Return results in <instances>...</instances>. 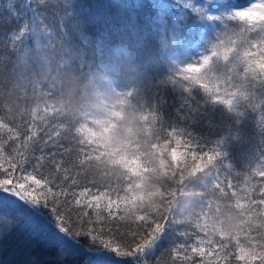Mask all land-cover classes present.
I'll return each instance as SVG.
<instances>
[{"label":"trees","instance_id":"trees-1","mask_svg":"<svg viewBox=\"0 0 264 264\" xmlns=\"http://www.w3.org/2000/svg\"><path fill=\"white\" fill-rule=\"evenodd\" d=\"M251 0H0V84L14 80L27 91L34 84L54 96L65 71L72 70L87 76L98 69L101 63H117L120 73H112L116 84L129 87L123 75L127 63H131L147 75L148 81L138 90L134 99H143L150 112L156 115L157 132L162 138L168 131L177 130L198 152L214 146L222 148L227 155L217 161L220 178L229 175L233 183L241 185V176L251 170L254 163L264 157V131L258 130L257 114L242 102L235 107L246 115L237 124V116L223 104L214 103L199 87L190 92L177 89L166 82L169 75V57L184 63L198 58L206 49L208 41L221 28L218 13L230 8H239ZM186 4L190 5L189 7ZM203 7L211 19L193 11ZM127 49L129 59H117L118 48ZM34 91V88H33ZM28 119V118H25ZM236 135L239 139H233ZM11 141L5 146L11 152ZM37 145L34 155H40ZM56 160L64 161L70 178L64 184L67 196H60L62 210H70L73 232L81 230V221L94 217V210L84 204L75 205L72 193L84 188L100 191L106 186L93 176L75 166L76 150ZM48 152L57 149L49 146ZM32 160L25 165L32 170ZM230 165L231 168H228ZM7 167V165H5ZM42 171L53 172L51 161ZM79 173V175H77ZM19 171L15 175H20ZM27 175V172L23 173ZM53 175H56L53 172ZM8 179L9 177H0ZM37 178H40L39 176ZM256 179H259L258 177ZM75 180V185L72 181ZM57 184L63 180L57 178ZM52 185H50L51 187ZM58 192L60 189L54 188ZM0 264H99L90 254L91 239L87 236H67L57 227L33 218L26 225L21 217H29L24 203L22 209L15 207L18 199L0 194ZM257 198L259 196L257 195ZM17 200V201H16ZM66 201V202H65ZM52 204L44 209L51 213ZM89 213L84 216L83 213ZM106 215V213H103ZM55 219L54 215L51 217ZM117 227L116 225L83 224L87 227ZM184 225H176L152 253L145 259L148 264H172L170 250L180 243L178 235ZM120 228L115 234L119 240ZM105 239L111 237L105 236ZM115 246V245H114ZM103 264H133L131 258L115 254L103 258Z\"/></svg>","mask_w":264,"mask_h":264},{"label":"clouds","instance_id":"clouds-1","mask_svg":"<svg viewBox=\"0 0 264 264\" xmlns=\"http://www.w3.org/2000/svg\"><path fill=\"white\" fill-rule=\"evenodd\" d=\"M200 15L211 19L203 9ZM217 15L222 26L198 58L184 63L169 57L166 82L185 92L199 87L234 113L237 124L246 115L235 107L242 102L257 114L258 130L264 131V0ZM116 51L118 60L129 59L127 49ZM120 71L115 62L101 63L87 76L65 71L54 96L38 83L27 91L16 80L0 84V131L10 127L9 121L44 111L70 122L76 142L86 146L77 157L82 169L99 183L126 189L124 219L137 222L163 215L176 225H191L210 243L233 244L243 264L264 257V202L255 207L214 187L217 161L227 153L217 146L198 152L177 130L162 138L156 115L143 99H134L147 75L127 63L123 75L129 87L121 88L112 74ZM6 159L8 154L0 150V164ZM232 171L252 192L259 182L254 177L264 176V157L248 172Z\"/></svg>","mask_w":264,"mask_h":264},{"label":"snow or ice","instance_id":"snow-or-ice-1","mask_svg":"<svg viewBox=\"0 0 264 264\" xmlns=\"http://www.w3.org/2000/svg\"><path fill=\"white\" fill-rule=\"evenodd\" d=\"M187 7L190 5L186 4ZM203 7H193V11L201 14ZM195 71V69H192ZM10 127L6 131H0V150L8 154V159L0 164V177L7 176L8 179L0 178V194L7 195L9 198L22 201L31 213L29 217H21L25 224H32L33 218L39 219L48 225L57 227L59 233L67 236H87L91 239L89 252L97 258L99 264H103V258L115 254L117 257L131 258L133 264H148L145 259L150 255L158 243L165 238L170 231L175 230L176 224L171 218L161 215L154 220H139L137 222H129L122 217V208L125 201L123 195L126 189L116 186H105L102 191L99 188L96 191H90L84 188L79 191L80 198H76V193H72L75 205L84 204L87 209L94 210V219L89 213L84 212V216H89L87 221H81V230L73 232L71 223L70 210H62L60 207V196H67L64 184L69 180L67 168H64V161L56 160L57 155L63 157L74 151L72 144L75 142L76 161L75 166L82 169L77 163V157L81 150L86 146L78 144L72 132L73 125L70 122L59 120L55 116H49L46 111L43 115L37 113L31 118H22L19 122L9 121ZM11 141L16 145L11 152H6L5 146ZM43 145L40 155L35 156L34 151L37 145ZM51 146L57 149L56 152H48L47 148ZM205 159L209 158L207 156ZM199 159V157H197ZM32 160V170L28 171L25 165ZM51 161L53 172L47 175L42 171L44 164ZM195 162V161H194ZM7 165V167H5ZM19 171L20 175L14 173ZM27 172V175L23 173ZM79 175V173H77ZM40 178H37V177ZM60 178L63 183L57 184L56 180ZM257 177H254L256 179ZM257 179L259 182L252 192H248L239 183H233L229 175L220 178V171L216 173L214 179L217 191L223 189L228 196H239L247 200L251 205L259 207L264 202V192L259 189L264 187V176ZM50 185H52L50 187ZM75 185V180L72 181ZM59 188L56 192L53 189ZM257 195L259 198H257ZM66 202V201H65ZM3 198L0 197V204ZM52 204L51 213H45L44 209ZM106 213V215H103ZM54 215L55 219L51 217ZM95 225L98 223L106 225H116L117 227H87L83 224ZM185 230L181 231L178 239L181 241L174 245L170 250L174 253L171 256L172 264H243L238 258V254L233 250L234 246L228 244H214L203 238V234L199 233L191 225L185 224ZM120 228L124 231L120 232V236H126L128 240H119L115 234ZM111 237L105 239V236ZM115 245V246H114ZM207 258V259H206ZM251 264H264V257H258Z\"/></svg>","mask_w":264,"mask_h":264},{"label":"rangeland","instance_id":"rangeland-1","mask_svg":"<svg viewBox=\"0 0 264 264\" xmlns=\"http://www.w3.org/2000/svg\"><path fill=\"white\" fill-rule=\"evenodd\" d=\"M17 201V200H16ZM15 207L22 209V207L24 206L22 203H20L19 201H17L16 204H13Z\"/></svg>","mask_w":264,"mask_h":264}]
</instances>
